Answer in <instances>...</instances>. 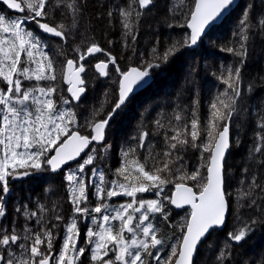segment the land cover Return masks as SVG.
Returning a JSON list of instances; mask_svg holds the SVG:
<instances>
[{
  "label": "snow or ice",
  "instance_id": "6c2138e0",
  "mask_svg": "<svg viewBox=\"0 0 264 264\" xmlns=\"http://www.w3.org/2000/svg\"><path fill=\"white\" fill-rule=\"evenodd\" d=\"M235 2L191 0L185 22L176 24L190 30L182 39L172 41L162 51L153 47L150 59L122 68L110 49L88 38L81 23L88 0H0V5L10 10L0 12V219L8 215L6 197L12 194L11 181L40 179L38 174L61 172L66 165L62 177L66 184L60 187L71 205L67 220L59 213L54 215L60 223H49L50 210L44 204L34 208L18 205L15 212L24 222L17 224L14 219L11 226L0 224V264H84L85 259L88 264H196L200 246L206 243L207 248H213L209 238L227 227L230 215L235 223L216 246L210 264H232L234 246L246 241L257 226H264V180L258 181L252 165L245 164L233 193L228 188L227 165V154L234 144H240V129L234 134L230 130L234 122L245 127L250 118L241 89L242 71L252 30L259 27L264 34V0H259V9L255 0H249L233 33L238 38L236 46L220 49L238 59L217 76L226 88L210 103L206 125L201 124L199 99L193 95L187 113L179 105V111L174 109L172 118L178 124L173 126L172 135L164 132L160 151L149 139L160 133L139 130L138 137H133L135 146L121 152L120 166L114 172L120 179H107L95 163L110 147L105 142L106 130L135 90L144 87L153 71L177 53L200 44ZM154 4L155 0H129L117 6L122 36L130 37L132 44L137 38L134 29ZM179 4L183 6L185 0ZM15 13L19 15L13 16ZM107 16L111 24L113 11ZM33 23L40 32L63 43L51 49L29 28ZM124 47H129L127 40ZM92 67L101 77L114 71L117 87L111 94L103 93L104 99L79 125L73 105L78 108L82 102ZM260 79L264 81V76ZM61 81L68 85V95L60 87ZM254 92L250 84L249 93ZM253 120L248 160L264 176V99L259 101ZM153 123L158 129L165 128L161 119ZM94 144L100 148L90 147ZM188 148L199 152V162L191 172L183 154ZM73 161L75 168L70 164ZM169 185L170 194L165 192ZM149 192L155 198L138 195ZM115 197L130 199L109 203ZM60 207L54 203L51 211ZM174 209L184 212L178 222L170 221ZM245 210L258 215L246 218ZM82 222L86 229L83 241ZM162 224L177 232L167 235ZM61 227L62 235L55 231ZM243 264H264V252Z\"/></svg>",
  "mask_w": 264,
  "mask_h": 264
},
{
  "label": "trees",
  "instance_id": "16d2710c",
  "mask_svg": "<svg viewBox=\"0 0 264 264\" xmlns=\"http://www.w3.org/2000/svg\"><path fill=\"white\" fill-rule=\"evenodd\" d=\"M126 2H129V0H88L85 18L81 22L87 28L88 38L95 39L101 46L110 49L112 54L119 58L122 68L136 66L141 59H150L153 47H157L162 51L172 41L180 40L187 34L186 27H179L176 24L177 22H185L184 16L190 7L191 0H185L183 6H180L179 0H155V4L150 10L145 11L137 28L134 29L137 38L135 44H132L130 37L122 36L123 29L119 22L118 11L116 10L117 6H123ZM248 3L249 0H241L231 14L206 35L196 50L188 51L183 49L167 64L163 65L162 68L154 70L152 73L154 77L153 84L147 90L135 96L123 109L122 112H124L125 117L122 120L121 128L114 136L113 144L106 143L110 147L98 157V160H104L102 168L104 171H107L110 180L120 179L112 172V166L116 167L117 164L120 165L122 150H126L129 146H135L136 141L133 140V137H138L139 130L149 131L150 134L159 132V135H150L149 139L157 143L156 151L161 150L164 132L172 135L173 126L178 124L172 118L174 109L179 111L182 108L187 113L191 107L193 95H196L199 99L201 124L202 126L206 125L210 115V103L218 95L222 94L226 88L217 79V76L226 67L235 65L238 59L236 56L220 49L226 45L236 46L238 38L233 33L236 31L242 10ZM255 3L257 9H259V0H255ZM173 8L176 9L175 12L171 11ZM109 10L113 11L111 24L108 23L109 17L107 16V12ZM0 12L10 13L2 5H0ZM169 23H172L174 26L169 27ZM29 28L38 31L34 23L30 24ZM80 30L84 31V28ZM41 38L51 49H55L63 43L61 40H53L45 36H41ZM109 40L112 41L111 45L108 44ZM125 40L129 44L128 48L124 47ZM98 57L99 59H104L101 54ZM262 76H264V34L261 33L259 27H256L250 35L248 57L243 67V79L241 82V89L246 98L245 107L247 115L250 118L246 121L245 127H241L240 123L234 122L230 130L234 134L237 129H240V144L239 146L234 144L227 155L230 177L228 188L233 193L238 186V181L244 175L242 169L245 164L252 165L253 169L257 172L258 181L264 180V176L260 174V170L256 168V165L252 161L248 160V149L252 145V133L254 131L253 118L256 114L259 101L264 99V81L260 79ZM88 77L90 79L86 96L78 108L73 106L78 113L77 121L79 125L84 123V116L88 115L92 108L98 106L99 101L104 99L103 93L108 92L111 94L117 87L114 83V80L117 78L114 71L106 79H101L95 74L92 67L88 71ZM250 84L255 88L254 93H249ZM60 87L65 89L62 81L60 82ZM64 94L67 95L66 90ZM177 105L180 108H177ZM243 115L241 114V118ZM155 119H161L165 128L158 129L153 123ZM185 120H188L187 115L185 116ZM106 139H108V134ZM96 148L99 149L100 147ZM183 154L188 166L187 170L191 172L199 162V152L188 148ZM140 155H144V153L141 152ZM40 177V179L28 178L24 181L11 183L13 190L9 196V200L12 197L16 198L18 196L21 198V202L18 203L27 204L30 208H34L37 204H44L50 210L48 213L49 223H60L54 220L56 213L64 215L67 220L71 214V205L67 200V192L60 187V185L66 184L63 181L62 174L50 175L49 171H46L41 173ZM188 183L191 184L193 182L188 181ZM53 184L56 187L51 188L50 185ZM245 184H247V179L245 180ZM171 189L172 185H169L165 190L170 194ZM120 199L117 198L115 200ZM54 203L61 205L60 208L56 209V212L51 211ZM6 208L9 216L11 213L14 215L16 213V202L12 204V201L8 203L6 200ZM8 215L0 219V224L9 226L7 224ZM183 215L184 212L172 211L170 221L178 222ZM244 215L247 218L258 215V213L252 210H245ZM234 223L235 221L230 215L227 227L221 231L217 230L212 233L209 239L213 242V248L209 249L206 243L202 244L198 255L195 257L196 264H210L214 259L216 246L226 237L227 231L231 230ZM171 230L174 233L177 232V229L174 227ZM55 231L61 234L62 227ZM234 249L232 264H243L245 260L251 261L258 254L264 252V226H257L247 240L242 242L241 245L234 246ZM166 251L167 249H165Z\"/></svg>",
  "mask_w": 264,
  "mask_h": 264
},
{
  "label": "rangeland",
  "instance_id": "374dc122",
  "mask_svg": "<svg viewBox=\"0 0 264 264\" xmlns=\"http://www.w3.org/2000/svg\"><path fill=\"white\" fill-rule=\"evenodd\" d=\"M125 117V115H124V112H120V114H119V116L117 117V119L113 122V124L111 125V128L109 129V131H108V140H109V143L112 145L113 144V141H114V136L117 134V132H118V130L121 128V126H122V120H123V118ZM115 161V160H114ZM114 161H113V163H114ZM104 163V160H98L97 159V161H96V163H95V167L98 169V170H103V172L105 173V175H106V178L107 179H109V177H108V175H107V171H104V169L102 168V164ZM75 166L76 165H74V166H72L73 168H75ZM120 165L119 164H117V166L116 167H114V166H112V172L114 173L115 172V169L116 168H118ZM92 166H89V168H91ZM62 177H63V175H62ZM93 179H95V177H93ZM110 180V179H109ZM165 192H166V190H165ZM166 193H168V192H166ZM169 194V193H168ZM138 195H142L145 199H152V198H155L154 197V194L153 193H143V194H138ZM117 198H121L120 200H115V199H117ZM122 198H123V200H122ZM7 199H8V197H7ZM6 199V200H7ZM93 199V204L95 203V200H94V198H92ZM126 199H130V198H127V197H115V198H113L112 200H114L113 201V203H121V202H123L124 200H126ZM112 200L111 201H109V203H112ZM18 201V200H17ZM19 202V201H18ZM31 208H33V207H31ZM17 218H18V215H17ZM16 218V219H17ZM17 223V222H16ZM34 227H38V226H36V225H33ZM80 227H81V233H80V239H81V241H83V239H84V233H85V231H86V229L84 228V224H83V222L80 224ZM161 227H162V231H164L167 235H169V236H171L174 232L171 230V228L170 227H168L166 224H162L161 225ZM61 235H62V233H61ZM59 243H60V241L59 240H57V247L59 246ZM86 260V259H85Z\"/></svg>",
  "mask_w": 264,
  "mask_h": 264
},
{
  "label": "water",
  "instance_id": "95a60500",
  "mask_svg": "<svg viewBox=\"0 0 264 264\" xmlns=\"http://www.w3.org/2000/svg\"><path fill=\"white\" fill-rule=\"evenodd\" d=\"M241 0H236V2H235V4L234 5H232V7H231V10L228 12V13H225V15L223 16V17H221L219 20H217L216 21V23L206 32V35L214 28V27H217V26H219L224 20H225V18L227 17V16H229L230 14H231V12L238 6V4H239V2H240ZM3 6V5H2ZM4 7V6H3ZM5 8V7H4ZM6 9V8H5ZM10 11V10H9ZM15 14H17V15H19L18 13H15ZM187 29V28H186ZM187 31L189 32L190 30L189 29H187ZM42 33V32H41ZM43 35H45V36H47L48 38H51V39H59V38H57V37H54V36H52V35H50V34H44V33H42ZM206 35L204 36V38L206 37ZM203 38V39H204ZM60 40V39H59ZM201 44V43H200ZM200 44H198L197 46H195V47H193V48H186V50H188V51H193V50H196L198 47H199V45ZM99 54H97V56H98ZM97 75L99 76V74L97 73ZM101 79H105L106 77H101V76H99ZM153 81H154V77H153V75L149 78V80H148V83L144 86V87H142V88H137L136 90H135V93L131 96V98H130V100L133 98V97H135L136 95H138V94H140V93H142V92H144L145 90H147L152 84H153ZM65 86H67L68 87V85L67 84H64ZM87 93V92H86ZM86 93H85V95H86ZM84 95V96H85ZM84 96L82 97V99L84 98ZM129 100V101H130ZM128 101V102H129ZM128 104V103H127ZM113 123V121L111 122V124ZM110 124V125H111ZM109 129V128H108ZM108 129L106 130V134H107V132H108ZM105 140H106V136H105ZM91 146H97V147H99L100 145H98V144H94V145H90V147ZM85 151H88L87 149L85 150ZM82 156L84 155L83 153L81 154ZM228 155V154H227ZM70 164H71V166H73V165H76L75 164V162L73 161V162H70ZM67 167H68V165H66L65 166V169L64 170H62L61 172H56V173H53V172H50L49 171V174L50 175H57V174H59V173H63L66 169H67ZM41 174H38V176H40ZM24 180H26V179H24ZM24 180H15V181H11V183H14V182H19V181H24ZM174 212H183L182 210H179V209H174L173 210ZM223 230V229H222ZM218 231H221V229H218Z\"/></svg>",
  "mask_w": 264,
  "mask_h": 264
},
{
  "label": "flooded vegetation",
  "instance_id": "af4514ba",
  "mask_svg": "<svg viewBox=\"0 0 264 264\" xmlns=\"http://www.w3.org/2000/svg\"><path fill=\"white\" fill-rule=\"evenodd\" d=\"M36 32L39 33V35H41V36H45V35H43V34L40 32V30H38V31H36ZM45 37H47V36H45ZM47 38H48V37H47ZM49 39H50V38H49ZM53 40H57V39H53ZM58 40H59V39H58ZM95 62H96V61H94V63H95ZM93 69H94V67H93ZM94 72H95V69H94ZM95 74L97 75L96 72H95ZM97 76H98V75H97ZM98 77H99V76H98ZM99 78H100V77H99ZM106 78H107V77H106ZM106 78H105V79H106ZM63 85H64V83H63ZM64 87H65V90H66V89H67V86L64 85ZM66 93H67V92H66ZM67 95H68V93H67ZM85 96H86V95H85ZM85 96H84V97H85ZM136 96H137V95H136ZM133 98H134V97H133ZM133 98H132V99H133ZM83 99H84V98H83ZM83 99H82V100H83ZM132 99H131V100H132ZM131 100H130V101H131ZM130 101H129V102H130ZM129 102H128V103H129ZM73 106H75V105H73ZM117 117H118V116H117ZM117 117H116V118H117ZM116 118H115V119H116ZM115 119H114V120H115ZM113 122H114V121H113ZM112 124H113V123H112ZM107 134H108V132H107ZM107 134H106V136H107ZM105 142L108 143L109 140L106 139ZM91 147H92V146H91ZM62 175H63V173H62ZM17 200H18L19 202H21V198H19L18 196H17L16 198H15V197H12V198H10V200H9V197H8V199H7L8 203H9L10 201H12V204H13L14 202H16V207H17L18 205H20V204L18 203ZM122 200H123V198H122ZM17 215H18V218H17ZM16 218H17V219H16ZM14 219H15V221L17 222V224H22V223L24 222V221H23V217H22L19 213H15L14 215L11 213L10 216L8 215L7 224H9V226H11L12 221H13ZM84 264H88L87 259L84 260Z\"/></svg>",
  "mask_w": 264,
  "mask_h": 264
}]
</instances>
